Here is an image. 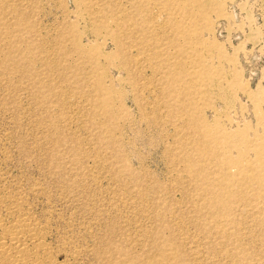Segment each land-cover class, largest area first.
<instances>
[{
  "label": "rangeland",
  "instance_id": "rangeland-1",
  "mask_svg": "<svg viewBox=\"0 0 264 264\" xmlns=\"http://www.w3.org/2000/svg\"><path fill=\"white\" fill-rule=\"evenodd\" d=\"M253 169L264 0H0V191L53 264H264Z\"/></svg>",
  "mask_w": 264,
  "mask_h": 264
},
{
  "label": "bare ground",
  "instance_id": "bare-ground-1",
  "mask_svg": "<svg viewBox=\"0 0 264 264\" xmlns=\"http://www.w3.org/2000/svg\"><path fill=\"white\" fill-rule=\"evenodd\" d=\"M136 56L137 55L132 56V58ZM136 61L138 60L136 59ZM88 63L91 66V73L88 74V78L89 80H93V88L94 90H97L99 92L100 99L103 100V104L107 108L111 104L110 92L103 85L101 73L99 72V70H97L99 69V67L95 62V56L91 54L88 58ZM77 70L79 71V69ZM80 72L82 71H79L78 74H80ZM203 76L207 78L211 77L207 71L203 73ZM95 103H97V101ZM202 138L208 143H215L217 142V140L220 141L222 139H226L227 142L231 145L236 143L235 139H230L231 137L226 136L221 132L217 134L206 133V135L202 136ZM205 148L208 151V148L206 146ZM212 154L215 155L216 152L213 151ZM225 165L226 167H230L236 164L230 160H226ZM263 177L264 171L253 169L248 175H245L242 178L244 179V182H252L254 184L260 185V181ZM5 193H7V190ZM232 196L235 197V193H233ZM211 204L212 207L216 209V212L212 217L219 218L227 215L229 204H225V202L223 201V197H216L214 200H212ZM19 206L20 204L18 203L16 197H14L10 193L3 194L0 191V264H53V261L49 257V250L47 248V245L44 242V236L39 230L40 227L38 228V226L36 225L37 222L35 223L33 218H31L32 216L30 217V215L26 213H21L19 211V209L21 210V207ZM235 228V230L239 232L238 222L236 223ZM240 238L237 235L234 238L235 243Z\"/></svg>",
  "mask_w": 264,
  "mask_h": 264
}]
</instances>
